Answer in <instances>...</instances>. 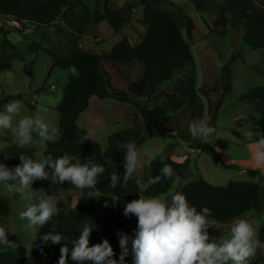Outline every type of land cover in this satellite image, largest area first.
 <instances>
[{
    "label": "rangeland",
    "instance_id": "1",
    "mask_svg": "<svg viewBox=\"0 0 264 264\" xmlns=\"http://www.w3.org/2000/svg\"><path fill=\"white\" fill-rule=\"evenodd\" d=\"M25 2H42L43 0H24ZM180 6L189 15L195 25L194 37L189 43L193 54V62L174 73L172 79L164 83L158 92L173 93L176 85L189 77L197 79V92L200 97L197 116L194 118L192 109L185 104L180 110L169 108L166 98L159 97L149 106L150 124H144L141 112L132 104L119 103L114 100L101 101L92 98L90 106L78 122L90 139L98 143L105 152L109 147L108 139L111 135L127 129L144 128L145 143L139 148V166L137 175L142 184L143 177L150 163L158 156L163 155L178 163L190 160L191 165L184 178H178L172 189L160 197L170 200L171 196L179 193L182 188L193 181L203 178L213 186H226L231 181L255 182L262 186L261 197L264 199V168H257L252 161V154L246 145L257 140L259 135L254 133L248 123L249 116L259 118L255 106L243 102L242 96L256 87H264V51L252 50L245 46L243 27L229 25L224 29H216L213 25L224 4L223 0H206L204 11L197 9V0H169ZM141 0H76L70 7V19L78 22L87 17L88 23H83L80 35L70 29L63 19H58L54 26L45 30L32 29L20 31L21 25L0 17V63L9 62L10 71L0 76V99L10 98L22 100L23 108L20 116L14 118V125L24 116H40L49 125V134L55 135L53 128L59 132L60 115L57 107L61 104L63 91L68 86L69 75L66 70L55 68L57 57H66L74 49H82L98 55L109 54L113 47L121 40L127 38L132 46L140 45L145 35L142 24L143 8ZM264 8V0H254ZM137 5L130 23L119 34L105 22H99V16L106 10H120L126 4ZM159 7L178 15V11L169 3L161 2ZM229 19L231 17L228 15ZM12 26L16 30L10 31ZM13 29V28H12ZM185 35L186 30L183 27ZM37 45V54H32L30 46ZM51 54H47L46 51ZM244 52L231 66L230 78L224 75V68L235 53ZM24 61L21 62V60ZM33 64V77L26 71V65ZM59 67V66H58ZM112 75L116 88L130 92L131 97L141 104L148 103L142 97L143 74L137 69L135 77L129 80L125 77L123 67L106 63ZM135 88L130 89L131 82ZM13 97V99H11ZM155 98V96H154ZM222 106L218 110V104ZM0 107V111H3ZM46 107L48 111H40ZM217 112V113H216ZM215 113L218 114L215 126L218 135L204 141L191 136L189 125L197 121H208L213 126ZM37 143L27 147L35 150L36 160L46 150L45 142L35 136ZM181 138H185L183 141ZM17 145L9 129H3L0 135V151ZM206 149V151H205ZM249 171L257 172L253 176ZM17 180H8L7 184L18 186ZM38 179L30 181L33 192L32 203H37V197L48 194L58 201V211L66 212L78 203L82 191L70 188L60 193L45 190L37 184ZM142 188L145 186L142 184ZM19 193H9L6 187H0V227H4L9 240L13 242L14 249L19 256H31L35 240L32 241L41 226L34 225L35 232L25 229L26 221H19V212L25 210L26 201ZM246 219L255 229L257 236L264 225V209L261 213L249 212L238 218ZM226 224L208 220L207 228L210 239L216 237L217 241L227 238L230 228L235 221ZM138 224V217L129 214L127 234L134 236ZM6 250L0 248V254ZM264 260V248L257 249L255 256L249 258L247 264L253 261Z\"/></svg>",
    "mask_w": 264,
    "mask_h": 264
},
{
    "label": "trees",
    "instance_id": "2",
    "mask_svg": "<svg viewBox=\"0 0 264 264\" xmlns=\"http://www.w3.org/2000/svg\"><path fill=\"white\" fill-rule=\"evenodd\" d=\"M74 1L76 0H43L33 3L24 0H0V17L21 25V32L27 29L45 30L54 26L58 19H63L70 29L82 35V25L84 22L88 23V18H81L82 22L70 19L69 10ZM166 1L178 11V15L159 7L161 2ZM223 1L220 13L213 23L214 27L224 29V33L229 25L243 27L245 46L252 50L264 51V8L259 7L254 0ZM196 5L199 11H204L206 0H197ZM138 6L144 9L142 24L145 27V35L139 46H132L130 41L124 38L113 47L109 54L98 55L76 48L69 56L56 58L55 68L68 72L69 83L63 91L62 102L57 107L60 115L59 137L55 143L45 142L46 150L40 157L51 153L55 159L67 154L73 157V163L79 161L81 165L89 167L103 165L105 172L97 176L95 191L98 192V197H88V190H83L74 208L66 212L58 211L49 223L40 227L35 235V245L29 258L19 256L10 247H0L6 250L5 253L0 254V264H57L60 248L67 246L71 249L72 241L78 238L85 224L93 228L89 238V247L107 239L116 253L114 258L118 260L121 250L117 233L127 234L128 229L129 216L123 215L125 204L139 199L140 196L149 198L165 195L172 189L178 178L186 177L191 165L190 160L178 163L160 155L150 163L143 177L142 184L145 189L139 183L137 172L133 173L125 185L123 174L126 144L133 142L139 151L145 143L144 128L135 127L111 135L108 139L109 147L104 152L101 146L92 141L88 133L78 125L81 115L88 110L92 98L134 105L141 112L146 126L150 124L149 106L159 97L166 98L171 110H180L187 104L192 109L194 118L197 116L200 97L195 77L186 78L176 85L173 93L158 94L160 87L170 81L176 71L193 62L189 43L196 29L193 19L180 6L169 0H141ZM136 7L137 5L128 3L120 10H106L99 16L97 23L105 22L115 34H119L130 23ZM183 27L186 30L185 35L182 32ZM16 29L15 26L9 28L10 31ZM37 45L30 46L34 55L39 51ZM45 51L51 54L50 51ZM243 56L242 51L232 55L230 62L224 68V75L227 78H230L232 64ZM23 61L24 58L21 62ZM106 63L123 67L125 77L129 81L135 77L137 69L140 68L143 74L142 97L148 103L141 104L131 97L129 91L116 88ZM72 67H75L77 75L69 71ZM11 68L12 65L9 62L0 63V76L10 71ZM26 71L32 78L33 64L26 65ZM134 88L135 84L132 81L130 89ZM241 100L253 104L259 114V118L252 115L247 118L250 129L259 135L258 140L261 135H264V87L250 90L242 96ZM9 102L10 98L0 99V107ZM221 106L220 102L217 112ZM216 113L213 126L218 117ZM83 137H88V139L83 140ZM21 155L36 160L35 150L11 145L0 151V163H3L9 170H14L16 166L23 163L20 159ZM5 156L9 159L6 160ZM161 156H163V163L160 160ZM164 164L173 168L174 176L171 179L162 178L160 183L146 187L150 177L160 175ZM46 170H48L47 166ZM111 173H116L119 178L115 189L111 188ZM249 173L253 176L257 175V172L249 171ZM37 184L53 193L75 188L69 181L60 184L53 183L51 180L38 179ZM179 193H183L189 204L195 206L197 211L204 207L209 208L211 214L208 220L222 224L252 211L261 213L264 209V199L261 197L262 186L255 182L231 181L226 186H213L200 178L186 184ZM111 195H115L118 199L113 201ZM105 202L108 203V207L104 206ZM55 233L62 234L67 237V240L62 239L57 245L50 243L41 245L39 238L42 235ZM258 239L264 244V225L259 230ZM41 247H43V252L40 250ZM68 264H80V262L72 261L69 256ZM84 264H94V262L88 260ZM125 264H132L131 256L125 257ZM250 264H264V260L253 261Z\"/></svg>",
    "mask_w": 264,
    "mask_h": 264
},
{
    "label": "clouds",
    "instance_id": "3",
    "mask_svg": "<svg viewBox=\"0 0 264 264\" xmlns=\"http://www.w3.org/2000/svg\"><path fill=\"white\" fill-rule=\"evenodd\" d=\"M69 71L77 75L75 67ZM23 106L19 99L4 105L3 111H0V135H3V129H9L20 148L37 143L33 134L41 138V142L55 143L59 137L58 130L53 128L55 135H50L49 125L38 115L24 116L14 125V118L20 116ZM40 111L46 113L48 109L41 107ZM189 130L193 138L204 141L219 134L218 128L209 126L208 121L193 122L189 125ZM82 139L87 140L88 137ZM246 148L252 154L255 166L264 168V135L247 144ZM4 158L9 159L8 156ZM20 159L23 161L22 165L16 166L14 170H9L0 163V187H6L9 193H19V197L27 202L25 210L18 214L19 221H26L24 227L27 230L35 232L34 225L43 226L58 214V201L46 193L37 197V203H32L30 181L34 179L51 180L60 184L69 181L81 191L88 190V197L97 198L99 195L95 189L98 174L105 172L103 165L89 167L81 165L79 161L73 163V157L67 154L54 159L49 153L38 160L21 155ZM160 160L161 163L164 162L163 156ZM124 161L123 184L126 185L139 166V153L133 142L126 144ZM173 176V168L164 164L160 175L150 177L146 187L160 183L162 178L171 179ZM17 178L18 186L6 183ZM118 179L116 173H111V188L117 187ZM111 198L113 201L118 199L115 195H111ZM104 206L109 205L105 202ZM130 213L138 217V224L134 236L124 232L117 233L121 250L118 260L114 258L116 253L107 239L89 247L93 228L85 224L78 238L72 241L71 249L67 246L60 248L57 264H68L69 256L72 261L80 264L88 260L94 264H125V257L128 256L132 257V264H247L249 258L256 255L257 249L264 247L252 224L246 219L235 221L227 238L217 241L216 237H212L210 240L207 228L210 226L208 217L211 210L204 207L197 211L183 193L173 194L170 200L158 196H140L125 204L123 215L128 217ZM35 239L34 235L32 241ZM62 239L67 240V237L60 233L44 234L39 238L41 245H57ZM12 244L6 229L0 227V247H11ZM40 250L43 252V247Z\"/></svg>",
    "mask_w": 264,
    "mask_h": 264
},
{
    "label": "water",
    "instance_id": "4",
    "mask_svg": "<svg viewBox=\"0 0 264 264\" xmlns=\"http://www.w3.org/2000/svg\"><path fill=\"white\" fill-rule=\"evenodd\" d=\"M183 141H186V139L185 138H181Z\"/></svg>",
    "mask_w": 264,
    "mask_h": 264
}]
</instances>
